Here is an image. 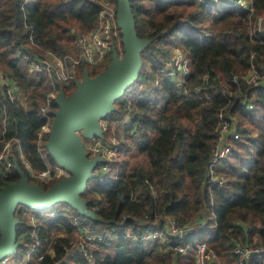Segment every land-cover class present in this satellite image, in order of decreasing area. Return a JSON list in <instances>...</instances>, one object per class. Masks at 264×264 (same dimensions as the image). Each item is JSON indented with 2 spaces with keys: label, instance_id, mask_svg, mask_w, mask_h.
Instances as JSON below:
<instances>
[{
  "label": "trees",
  "instance_id": "1",
  "mask_svg": "<svg viewBox=\"0 0 264 264\" xmlns=\"http://www.w3.org/2000/svg\"><path fill=\"white\" fill-rule=\"evenodd\" d=\"M129 3L137 37L148 43L140 52L138 76L101 118L103 139L115 140L117 160L105 173L98 171L99 164L94 170L98 174L80 195L96 219L81 216L61 201L38 210L18 205L13 257L22 259L34 243L29 235L33 227L21 217L28 212L42 221L35 226L40 242L36 250L42 255L35 264H195L196 242H205L212 252L206 264H236V245H264V0H251V13L214 0L195 5L189 0ZM98 12L91 0H0V71L20 91L31 88L27 109L0 104V149L13 142L18 169L45 190L55 181L31 176L19 153L36 173L57 166L47 148L42 153L38 144L45 122L41 108L46 80L41 74L38 82L29 79L27 64L16 51L37 47L56 55L69 53L78 36L96 27ZM257 17L263 26L252 38L249 31ZM173 48L187 60L185 79L161 73ZM251 67L261 76L257 85L233 81ZM105 68V63L81 64L76 78L81 80L84 70L94 77ZM74 89L71 82L61 91L68 96ZM222 108L238 119L239 137L217 164L223 184L216 185L208 181L206 170ZM114 124H122L121 136ZM47 137L45 133L41 139L46 142ZM131 152L143 155L147 167L130 166ZM19 178L13 167H0V189ZM169 219L189 230L181 241L190 246L185 255L166 250L159 241L141 239L150 231H164ZM81 230L98 239L94 248L86 249L91 261L78 248L75 234ZM53 231L64 235L53 236ZM245 264H264V259L254 257Z\"/></svg>",
  "mask_w": 264,
  "mask_h": 264
},
{
  "label": "built area",
  "instance_id": "2",
  "mask_svg": "<svg viewBox=\"0 0 264 264\" xmlns=\"http://www.w3.org/2000/svg\"><path fill=\"white\" fill-rule=\"evenodd\" d=\"M99 6V12L96 22V27L85 35L78 36L75 41V47L72 52L65 53L63 55H56L51 51L41 50L37 47L31 52L25 49H18L16 51V57L23 63L27 64V70L35 75V78H39V75L45 77L46 83L50 85V93L45 95L42 103L41 112L45 120L44 125L41 128L40 134L45 129L49 132L51 122L53 120V113L57 109H53V104H56L55 97L59 90L57 87L67 86L69 83H75L76 80V69L81 65L85 64L88 66H97L106 61V58L111 59V50L114 45L121 44V31L117 25V11L116 3L114 0H91ZM202 1V0H201ZM224 5L237 6L247 9L248 12H252L251 0H214ZM245 1V2H244ZM263 20L260 17L256 18L255 25L251 27L249 33L253 38L255 33L262 30ZM31 39V37H30ZM253 57V54H251ZM85 71V70H84ZM83 71V72H84ZM163 75L173 80L185 79L189 74V68L187 60L183 53L178 49L174 48L170 54V57L164 64ZM83 74V73H82ZM244 80L247 84L257 85L260 82L261 76L258 71L251 67L244 76H234L233 81L238 82ZM232 92L226 90L223 94L231 96ZM20 90L10 77L6 76L0 71V104L4 103L17 104L24 109L28 108L29 101L25 98H19ZM207 98V97H206ZM247 108L251 109L252 104H247ZM104 123V122H101ZM101 130L104 132L105 123L100 124ZM217 141L211 153L210 161L206 170V177L211 184L221 185L223 184L222 179H218L216 175V167L219 161L225 158L231 147V141L236 140L239 137L238 125L234 117H232L225 109H221L218 113L217 121ZM38 140V142H39ZM11 141L6 142L0 149V167L5 171L10 170V161H5L2 164L3 154L8 151L7 146ZM88 158L99 157L101 160L100 173H104L109 169L110 162L117 155V145L115 142L106 143L100 140H93L87 146L84 147ZM7 154V153H6ZM20 159L26 169L29 170L30 175L37 178H43L47 175V171L34 172L30 169V165L27 161L23 160V156L19 153ZM67 173L65 177H68ZM53 216V214H51ZM75 224V219H72ZM29 235L34 239L32 246L26 248V253L22 261L16 262L13 256H7L0 259V264H29L32 257H35L36 262L42 259V255L37 254V248L39 247V240L36 235L35 226ZM188 229L178 227L174 221L168 220V225L164 231H150L143 235L141 239H148L150 241H159L165 245L166 250H170L172 253L177 255H185L189 250V245L182 244V237L187 233ZM87 232L79 231L78 235L84 237L86 240V246L78 242V248L81 253L86 256L90 261V255L87 252V248H94L95 242L98 240L96 236L87 234ZM128 236V235H127ZM134 239V237H133ZM79 241V239H78ZM194 247V263L195 264H206L211 258L212 252L208 249L205 242H196ZM35 253V255H34ZM234 254L237 258L236 264H245L249 259L257 257L264 259V245L257 247H241L236 245L234 248ZM34 255V256H32Z\"/></svg>",
  "mask_w": 264,
  "mask_h": 264
},
{
  "label": "water",
  "instance_id": "3",
  "mask_svg": "<svg viewBox=\"0 0 264 264\" xmlns=\"http://www.w3.org/2000/svg\"><path fill=\"white\" fill-rule=\"evenodd\" d=\"M117 25L121 31L122 54L112 48L111 61L101 73L90 77L85 70L76 80L70 95L58 91L48 137L45 142L49 155L69 176L54 182L46 190L28 182L19 169V180L0 189V259L13 256L16 250V227L19 220L15 209L22 205L34 210L46 209L64 202L86 218L95 220L80 195L87 181L101 163L99 157L88 158L75 136L78 128L88 137L103 139L98 120L113 109L114 100L136 79L141 67L140 52L148 43L137 37L129 0H116Z\"/></svg>",
  "mask_w": 264,
  "mask_h": 264
},
{
  "label": "rangeland",
  "instance_id": "4",
  "mask_svg": "<svg viewBox=\"0 0 264 264\" xmlns=\"http://www.w3.org/2000/svg\"><path fill=\"white\" fill-rule=\"evenodd\" d=\"M189 2L191 3V4H199L200 2H201V0H189ZM245 2V1H244ZM72 32H73V30H71ZM74 47H75V42H74ZM114 49H116L118 52H119V56H121V54H122V45H114ZM174 49V48H173ZM173 49H172V51H173ZM74 50V49H73ZM72 49H69V52H71V51H73ZM110 58H106V61L104 62L105 64H106V67L108 66V64L110 63V61H111V59L109 60ZM28 74H29V79H31L32 81H34V82H38L39 81V78L37 77V78H35V75L32 73V72H29L28 71ZM44 88V93H45V95H47V94H49L50 93V91H51V89H50V85L49 84H47L46 82H45V86L43 87ZM57 90H59V91H61L62 90V87H57ZM30 92H31V88L29 87L28 89H27V91L24 93L22 90L20 91V95H19V98H21V99H23V98H25L26 100H27V95L28 94H30ZM68 92H69V90H68ZM42 101H44V99L42 100ZM29 105V104H28ZM29 107V106H28ZM235 118V120H236V123H237V125H238V119L236 118V117H234ZM98 123H100V124H104V123H101V121L100 120H98ZM112 128L114 129V131H115V133L117 132L120 136L122 135V124H114V125H112ZM113 131V132H114ZM45 133H48L47 132V129H45L43 132H41V134H40V137L42 138L43 137V135H45ZM102 133H103V131H102ZM75 136H76V138L78 139V141L80 142V144L83 146V147H85V146H87L89 143H91L93 140H100L101 142H106V143H109L108 142V139H107V141H105L104 139H100V138H96V137H88V136H86L85 134H84V129L83 128H78L76 131H75ZM40 138V140H39V142H38V144H39V146L41 147V151H42V153H45V142H44V140L43 139H41ZM112 141L113 142H115V140H113L112 139ZM116 143V142H115ZM12 145H13V142H11L8 146H7V149H8V151L6 152V153H4L2 156H3V158L1 159L2 160V164H5V161H6V163H7V161H10V167H13L14 169H18V167H17V163H16V160L13 158V156H12ZM128 157H129V165L130 166H133V165H135V164H139V165H141V166H143V167H145V166H147V159L143 156V155H141V154H138V153H136V152H131L129 155H128ZM115 160H117V158L115 157L111 162H113V161H115ZM11 169V168H10ZM109 170V169H108ZM107 170V171H108ZM35 172V171H34ZM68 172L65 170V169H63V168H61L59 165H57V166H53V167H49V170H48V173H47V175L45 176V177H43V178H41L40 180H42V181H44V182H49V181H58L59 179H61V178H63V177H65L66 176V174H67ZM98 174V171L96 170V171H93V174ZM105 173V172H104ZM56 205H58V203H56ZM52 207V206H51ZM51 207H49V208H51ZM58 207V206H57ZM58 208H60V206L58 207ZM64 210H66L67 211V209H64ZM76 211V210H75ZM77 212V211H76ZM49 215V217H51V214L50 213H48ZM25 215V216H24ZM24 215H21V217L22 218H24V219H26L27 220V222L30 224V225H33V226H36L38 223H42V221H38V219L36 218V216L34 215V214H32V213H25ZM41 215H44V214H41ZM68 216H72L71 214H69V212H68V214H67ZM88 233H86L85 235H87ZM107 234H109V233H107ZM52 235L53 236H62V235H64V232L63 231H53L52 232ZM76 235V237H77V241H78V239H79V241L78 242H80V243H82L83 245H85L86 246V240H85V238L84 237H81L80 235H77V234H75ZM76 247H77V244H76ZM34 255H35V253H34ZM34 255H32V256H34ZM23 259V258H22ZM22 259H19V260H16V262H19V261H22ZM36 263V259H35V257H32L31 259H30V261H29V264H35Z\"/></svg>",
  "mask_w": 264,
  "mask_h": 264
},
{
  "label": "crops",
  "instance_id": "5",
  "mask_svg": "<svg viewBox=\"0 0 264 264\" xmlns=\"http://www.w3.org/2000/svg\"><path fill=\"white\" fill-rule=\"evenodd\" d=\"M28 71V70H27ZM145 167H147V166H145Z\"/></svg>",
  "mask_w": 264,
  "mask_h": 264
}]
</instances>
